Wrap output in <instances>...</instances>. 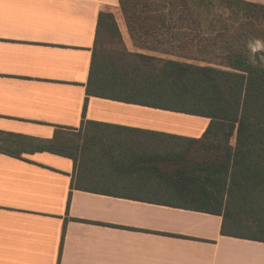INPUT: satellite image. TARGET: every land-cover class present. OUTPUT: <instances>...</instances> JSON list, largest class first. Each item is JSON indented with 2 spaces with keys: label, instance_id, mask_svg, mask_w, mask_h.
Listing matches in <instances>:
<instances>
[{
  "label": "crops",
  "instance_id": "1",
  "mask_svg": "<svg viewBox=\"0 0 264 264\" xmlns=\"http://www.w3.org/2000/svg\"><path fill=\"white\" fill-rule=\"evenodd\" d=\"M101 12L130 52L150 53L119 0H0V131L70 129L79 152L76 163L0 152V264H264V242L222 235V216L167 198L205 190L191 140L209 118L88 97Z\"/></svg>",
  "mask_w": 264,
  "mask_h": 264
},
{
  "label": "trees",
  "instance_id": "2",
  "mask_svg": "<svg viewBox=\"0 0 264 264\" xmlns=\"http://www.w3.org/2000/svg\"><path fill=\"white\" fill-rule=\"evenodd\" d=\"M130 52L116 17L101 12L87 95L139 100L210 119L200 139L199 191L168 193L186 209L222 216V235L264 242V4L247 0H119ZM120 44L118 47L115 44ZM264 53V50L262 51ZM88 101V98H87ZM87 108L85 104L84 114ZM51 139L0 131V152H49L78 160L77 134ZM202 157V158H201ZM71 195L68 201L70 206Z\"/></svg>",
  "mask_w": 264,
  "mask_h": 264
},
{
  "label": "rangeland",
  "instance_id": "3",
  "mask_svg": "<svg viewBox=\"0 0 264 264\" xmlns=\"http://www.w3.org/2000/svg\"><path fill=\"white\" fill-rule=\"evenodd\" d=\"M118 46L120 47L121 45L120 44H115V46ZM264 50V47L263 46H252L250 48V53H251V56L253 57L254 60L256 61H260V62H264V53H262V51Z\"/></svg>",
  "mask_w": 264,
  "mask_h": 264
}]
</instances>
